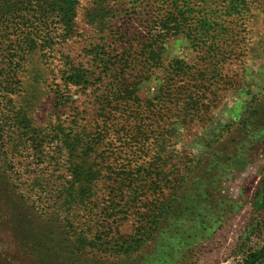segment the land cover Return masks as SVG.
<instances>
[{
  "label": "rangeland",
  "instance_id": "obj_1",
  "mask_svg": "<svg viewBox=\"0 0 264 264\" xmlns=\"http://www.w3.org/2000/svg\"><path fill=\"white\" fill-rule=\"evenodd\" d=\"M76 13L71 36L22 75L37 83L15 99L0 86V264H130L88 244L95 236L139 239L136 264H264V0H78ZM161 39L163 65L145 64ZM179 62L184 85H204L210 120L189 106L169 114L176 124L157 131L165 137L146 141L144 127L135 139L159 99L169 106L178 92L164 77ZM78 73L88 83L71 78ZM111 105L120 132L94 133ZM23 116L38 129L33 140ZM119 136L148 145L130 151ZM153 156L160 176L144 169ZM91 169L95 179L81 174ZM131 174L140 183L125 207ZM163 199L166 233L145 243Z\"/></svg>",
  "mask_w": 264,
  "mask_h": 264
},
{
  "label": "trees",
  "instance_id": "obj_2",
  "mask_svg": "<svg viewBox=\"0 0 264 264\" xmlns=\"http://www.w3.org/2000/svg\"><path fill=\"white\" fill-rule=\"evenodd\" d=\"M77 5L78 0H0V75L4 73L9 76L8 79H1L0 86L7 89L13 88L14 99L18 95V91H23V88L37 83L35 80H33V83L30 84V80L28 82V80L22 76L24 73L26 74L35 72L36 67H31L35 56L39 53H43V56H47L49 54L48 52L52 50L53 46L58 41L60 42L61 40L64 42L66 38L71 36L77 17ZM174 22L175 25L173 26L177 28L179 23H177L176 19H174ZM157 26H159L161 32L165 30L170 31L172 27L171 22L165 21L163 19L157 22ZM163 43L164 42H162V39L159 41L155 40L150 46L151 50H149V52L147 51V53H143L145 64H150L151 61H155L156 65H163V61L160 57V50L163 48ZM147 55H150L151 57H147ZM101 61L104 68L109 67L108 70L110 69L111 71L113 69L110 66L116 64L110 54H108L107 58L101 59ZM116 61L118 60L116 59ZM185 66V63H176L177 69L171 67L172 72L164 77V80H166V85L171 84L169 85V89L172 87L178 92L168 95L169 106L163 104L165 102H162V100L159 99V102H161V105L158 108L159 111L157 112L155 109L152 111V113L155 111V117L150 120L148 125L143 123V126L141 125L140 127H135V129L132 131L131 135H133L135 139L141 137L144 127H146V131L149 133V138H144L146 141L150 138H154L155 135V138L157 139L165 137L162 132H158L157 134V131L162 129L167 131L172 124H176V121L171 120L172 117H170L169 114H172L174 110L183 111L189 106H192V109L196 111L193 117L200 118L199 120L201 122L210 120L209 114L214 105L210 103L209 95H206V92L202 95L200 94L199 89H202L204 85L197 86L195 90L189 89V85H184V72L182 70H184ZM165 71H170V68ZM218 72L220 73V70ZM204 76L205 74H203V77ZM71 78L74 79L76 83H88V78L86 79L84 75L82 76L79 73L77 76L72 75ZM202 81L209 82V79L204 77ZM176 84H180L181 86ZM232 85L236 86V83H232ZM136 86L138 85L136 84ZM163 89L164 88L162 87V90ZM132 94L135 93L131 91L130 96ZM204 96L206 98V102L203 99ZM156 106L158 105H155V107ZM165 109L166 112L164 113ZM118 111L119 109H117V107L112 106L107 112L109 117L105 119L108 125H106L105 128L96 127L94 133L96 132V134L101 135L103 132L111 133L112 130L114 133L120 132L114 129V126L116 125L114 120L118 114ZM190 115H192V113H190ZM22 118L23 119L20 121V124H24V128L28 129L27 135L29 140H33L37 136L38 129L33 126L29 117L27 118L23 116ZM15 120L19 122L17 117ZM16 127L17 129L15 133L21 135V127L19 128V123L16 124ZM128 132L129 131H126L125 136H127ZM24 137L25 136H23V140ZM118 138L120 139L121 137L119 136ZM121 140L123 141L121 146H128L130 151L134 152L140 148V145L141 147L148 145L147 142L141 143V141L138 140L131 141L128 138L125 140L121 138ZM155 159V156H153V158L147 163V168L144 169H148L152 173H155L156 170H158L159 172L155 174L160 176L164 174L163 169L154 167ZM143 166L144 165L139 166L136 170L139 171V169H143ZM142 169L139 171V173L142 171ZM95 173L96 171L92 172L91 169L81 174L95 179V177H97ZM149 176L150 179H154L152 175ZM164 177L166 178L165 175ZM149 178H141V180L147 179L146 182H152V180ZM165 178H157L156 180H159V183H164ZM125 180H127V183L129 184L125 185V191L123 190L121 192L123 195V200L126 202L125 207H127L130 203H134L136 201L137 190L135 186L140 182L138 181L137 175L133 174H131L130 177L125 178ZM80 203L81 202L75 204ZM164 203L165 199H163L159 204L157 209L158 213L150 216V221L147 225L148 231L144 233L146 240L145 243L149 242L152 244L155 242L156 237L158 238L162 234L166 233V230L163 229L165 228V224L161 223L159 220L160 216L167 214L164 213ZM65 204L66 206L74 205V201H69ZM84 232L87 233V231ZM86 239L87 238H85V240ZM99 240L100 239L95 236L93 241H90L88 244H90L92 247H100V249H103L105 252H111L112 255L114 254V256H118L121 262L130 264L137 263V260L141 254V246L143 245L140 243L139 239L128 238L121 243L116 241L114 244L102 242V245L99 243Z\"/></svg>",
  "mask_w": 264,
  "mask_h": 264
}]
</instances>
